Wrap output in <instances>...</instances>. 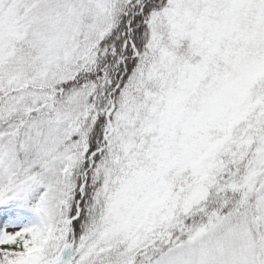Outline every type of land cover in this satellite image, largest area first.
<instances>
[{
  "label": "snow or ice",
  "instance_id": "snow-or-ice-1",
  "mask_svg": "<svg viewBox=\"0 0 264 264\" xmlns=\"http://www.w3.org/2000/svg\"><path fill=\"white\" fill-rule=\"evenodd\" d=\"M0 264H264V0H0Z\"/></svg>",
  "mask_w": 264,
  "mask_h": 264
}]
</instances>
